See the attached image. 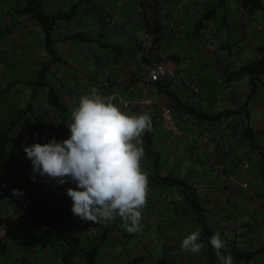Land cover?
<instances>
[{
  "label": "crops",
  "instance_id": "0c3cea01",
  "mask_svg": "<svg viewBox=\"0 0 264 264\" xmlns=\"http://www.w3.org/2000/svg\"><path fill=\"white\" fill-rule=\"evenodd\" d=\"M42 1L50 14L73 13L70 20L57 23L50 35V47L46 45L41 28L29 16L19 13L24 0H0V141L8 142L7 150L13 156L11 164L0 168V226H9L8 238L0 246V264H66V260L74 264H220L208 247L206 230L213 235H224L222 240L240 250L260 251L255 261H233V264H264V180L259 175L264 154V75L255 87L249 76L251 87L243 94L236 93L233 86L240 77L231 75L258 58V50L264 46V11L245 8L242 0H235L233 13L232 0H147L145 6L141 4L145 0H135L128 5L125 0ZM262 2L264 6V0ZM80 7L86 13V20L81 22L75 21ZM218 7L226 9L221 27L214 24L218 19ZM107 17L115 22L111 29L107 26ZM155 19L160 21L161 33L156 42L157 50L150 55L154 60L167 59L178 66L177 82H163L168 88L148 84L136 77V43L147 34L152 35L143 27ZM86 27H91L88 36L83 32ZM114 31L122 37L119 43H115L118 34H113ZM207 34L211 38H207ZM77 41L85 43L80 50ZM208 43L215 47L207 50ZM51 51L56 53V59ZM79 56L80 63L77 62ZM45 66L47 70L42 75ZM213 66L219 68L217 76L222 81L217 89H213L208 74ZM195 70L202 71L203 76L194 79ZM48 76L55 81L47 83ZM194 84L198 93L191 89ZM19 87L28 97L24 108L20 106L24 93ZM41 87H53L65 108L57 112L51 107L45 91L40 93L45 99L34 107L31 102L37 98ZM93 87L103 95L115 94V102L120 107L121 100L149 96L156 102L155 111L149 113L155 124L150 140L153 152L149 160L142 161L147 164L149 195L147 207L142 212L141 230L134 234L123 231L118 219L108 226L94 223L98 225L93 227L97 233L90 235L91 228L73 215L71 203L62 197L75 184L43 188L38 182L32 191L28 165L24 172L13 168L15 158L25 153L23 147H17L19 141L45 144L53 138L57 141L67 139L62 132L71 109L78 105L79 97ZM211 89L215 98L210 94ZM207 96H211L208 99L210 109L218 102L223 103V109L215 113L202 110L201 101ZM246 97H249L247 102ZM175 98L178 103H186L203 114H216L247 103L250 112L247 123L257 132L256 142L252 144L244 138L242 120L204 121L184 113L183 108L176 105ZM45 102L49 108L45 107ZM235 105L238 106L234 108ZM168 107L173 111L181 134L174 136L166 131L168 139L163 154L154 147L155 128L161 125V110ZM24 110L28 112L21 116ZM30 118L37 121L38 132L30 131ZM14 123L16 127L7 135ZM222 123L225 126L220 129ZM207 128L215 132L218 139L219 148L214 154L190 138L193 132ZM235 139L239 146L234 143ZM145 144L144 140L143 147ZM156 153L161 158L159 177L154 176L151 163ZM169 175L196 189L205 209L204 218L197 216L180 187L158 182V178ZM245 182L247 188L242 186ZM252 183L261 191L259 195L242 192L249 191ZM13 189L21 190L24 195L13 196ZM15 199L31 203L44 221L67 223V235L59 237L38 227H25L14 217ZM229 203L233 207L231 213L225 208ZM235 203L241 206V215H237ZM192 231L201 233L200 241L204 244L201 253L196 255L180 252L182 239ZM141 233L148 237L140 236ZM126 237L149 240L145 242L146 247L156 237L162 245L161 260H153L147 248H139L133 255L120 247ZM108 242L113 245L106 247Z\"/></svg>",
  "mask_w": 264,
  "mask_h": 264
},
{
  "label": "clouds",
  "instance_id": "9594fccd",
  "mask_svg": "<svg viewBox=\"0 0 264 264\" xmlns=\"http://www.w3.org/2000/svg\"><path fill=\"white\" fill-rule=\"evenodd\" d=\"M116 99L115 94L103 95L93 87L71 109L67 139L53 138L45 144L24 146L23 151L31 161L33 182L38 174L60 185L75 184L66 190L74 216L104 226L119 219L121 229L134 234L141 230L142 212L147 207L149 178L141 166L143 136L153 131V122L148 112L122 110ZM12 194L24 195L19 189H13ZM0 231L5 233L3 226ZM200 237L199 231L186 235L180 252L201 253L204 244ZM209 242L220 264H233L219 233Z\"/></svg>",
  "mask_w": 264,
  "mask_h": 264
},
{
  "label": "trees",
  "instance_id": "16d2710c",
  "mask_svg": "<svg viewBox=\"0 0 264 264\" xmlns=\"http://www.w3.org/2000/svg\"><path fill=\"white\" fill-rule=\"evenodd\" d=\"M147 0L143 1L141 4L145 6V3ZM242 4L245 8H249L250 10H263L264 6L262 0H242ZM19 13L25 16H29L30 19H32L37 26H39L42 30V32L45 35L46 45L50 47L51 41H50V35L55 26L59 21H68L73 17V13L71 12H61L57 14H50L45 10L44 4L42 0H24L23 7L19 10ZM143 29L147 30V32L151 33L154 36V41H158V37L161 33V24L160 21L154 20L152 23H148L146 27H143ZM138 42V41H137ZM210 44V43H208ZM207 44V45H208ZM206 45V46H207ZM137 47V43H136ZM138 49V47H137ZM52 52V51H51ZM139 52V50H138ZM53 53V52H52ZM258 58L251 62L250 64L241 67L239 70L234 71L231 73L234 77H241V76H250L251 77V84L253 87L257 85V80L260 78V76L264 75V46L260 47L258 50ZM54 58L56 59V53H53ZM47 70V67L45 66L43 71L41 72L42 75H44L45 71ZM42 77V76H41ZM161 86H166L163 82L158 83ZM166 86L165 88H168ZM172 94L168 95L169 97ZM47 100L51 107H53L57 112H60L63 110L64 104L61 102V98L58 95V93L54 90L53 87H50L47 94ZM176 105L179 107H182L184 110V113L191 115V116H197L198 118H201V120H206L208 122H220L225 119H233V120H242L244 125L241 128L242 134L245 139H248L249 142L254 144L257 139V132L253 131L250 124L247 123V119L250 115L248 104L246 103L240 108L232 109V110H224L216 114H203L200 111H197L195 108L191 107L190 105H187L186 103H178L176 98L174 99ZM28 110L23 111V115L27 114ZM16 122V121H15ZM16 127V123H14L11 127V129L7 130V135L11 132L13 128ZM154 127L155 124L153 122V131L151 133H145L143 136V140L146 141V144L144 146L145 149V156L144 159L149 160L150 156L152 155L151 150L152 144H151V138L154 135ZM208 130L212 131L210 128H207ZM204 130V129H200ZM7 144L8 142L0 141V168L4 166H8L13 161V156L8 152L7 150ZM157 156L152 159L151 163L154 168V176L159 177L158 173L160 170L159 164H160V154L156 153ZM154 156V154H153ZM260 177L264 180V154L262 155V160L260 162ZM159 183H163L164 185L168 186H175L180 187L185 194L187 195V198L192 204V207L194 208L195 213L197 216L204 218V207L201 204V200L197 196V191L195 188L189 186L185 181L178 179L176 177H173L171 175L166 177H160L158 178ZM52 222V221H51ZM82 223L89 228L98 227V225H94L91 222L88 221H82ZM103 227V225H100ZM207 235V244L208 247L211 249L212 253L214 251L212 250V246L209 242L210 237L213 235L209 230H206ZM226 242V249L225 251H230L231 255L233 256V261L237 263H250L251 261H255L256 257L258 256L260 251H245L238 249L234 244L231 242ZM1 246V242H0ZM264 249V248H263ZM66 264H74L70 260H66Z\"/></svg>",
  "mask_w": 264,
  "mask_h": 264
},
{
  "label": "built area",
  "instance_id": "2783aa9c",
  "mask_svg": "<svg viewBox=\"0 0 264 264\" xmlns=\"http://www.w3.org/2000/svg\"><path fill=\"white\" fill-rule=\"evenodd\" d=\"M106 23L109 29L115 26V22L112 18L107 17ZM138 55L134 57V62L137 65L136 77L148 84H158L161 82H177L178 80V66L176 63L167 59L154 60L151 57V52L157 50V43L154 41L152 35L147 34L143 39H139L137 42ZM215 45L208 44L207 50L213 49ZM191 89L194 93H198L197 86L191 85ZM156 102L152 96L139 100H121V108L126 112L138 111V112H154ZM159 123L161 126L169 132H172L174 136L181 134L178 129L176 118L171 108H163L159 114ZM224 123L220 125V129L224 128ZM64 137L70 135L67 123L65 124L62 132ZM191 139L197 140L203 145L210 154H214L218 148L219 143L215 132L208 129L197 130L190 136ZM246 168L248 166L246 165ZM40 184L44 188L51 185H58L56 180L48 178L47 176H39ZM71 181L64 183L63 185H69ZM244 188L248 187L247 182L242 183ZM14 217L20 219L25 227H38L43 232L50 233L59 237H65L69 230L67 223L48 222L41 219V216L35 211L29 202H20L18 200L13 201ZM4 231H0V242L4 243L8 238L9 226H3ZM264 228V225H263ZM90 235L96 234L97 231L94 228L89 230Z\"/></svg>",
  "mask_w": 264,
  "mask_h": 264
},
{
  "label": "rangeland",
  "instance_id": "374dc122",
  "mask_svg": "<svg viewBox=\"0 0 264 264\" xmlns=\"http://www.w3.org/2000/svg\"><path fill=\"white\" fill-rule=\"evenodd\" d=\"M125 1H126V4L128 5L130 3H133V1H135V0H125ZM236 4H237V2L235 0H232V2H231V12L232 13L235 11ZM225 12H226V9L225 8H223V7L222 8L221 7H218L217 8L218 19L214 23L216 27H221V25H223V15L225 14ZM85 14L86 13L84 12L83 8L80 7L78 9V11H77V17L75 18V21L81 22V21H83V19L86 20V15ZM118 17H120V15ZM232 26L233 25L231 24L230 27H232ZM83 27H85V26L83 25ZM90 28L91 27H86V28L83 29V32L85 33V35L88 36V35L91 34L90 33ZM113 34L116 35L118 33L116 31H114ZM119 36H120V34H118L117 38L115 39V41H116L115 43H119L120 40H122V37L121 36L119 37ZM207 38H211V36L209 34H207ZM76 45H78V49L80 50L81 48H83L85 46V43H83L81 41H77L76 42ZM93 47H96V45L94 44ZM111 52L112 51L110 50L109 51V54ZM81 61H82V59L79 56L77 62L80 63ZM217 69H219V68L213 66L208 71V74L210 73V81H211V84L213 86V89L214 88L217 89L219 87L218 85L222 83L221 78H219L217 76V74H218V70ZM58 72L60 73L61 70L59 69ZM202 76H203V72L202 71H198V72L196 70L194 71V76H193L194 79L201 78ZM47 79L48 80H46V82L49 83V84L55 81V80H52L49 76H48ZM249 81H250L249 76H244V77H240V78L236 79L233 82V86L235 88L236 93L243 94L246 91V88L247 87H251ZM18 89L20 91H23V93H24L23 104L20 105L21 108H24L26 106L25 105V103H26L25 100L28 97L25 96V90L23 88L19 87ZM48 90H49L48 88H43V87L39 88V95L37 96L36 99L33 100V102H31V103H33V106L34 107H36L40 103V101L42 100V98L45 99L44 95H41V94L43 93V91L48 92ZM211 93L213 94L211 96L215 98L216 94L214 93V91L212 89L210 90V94ZM208 96L201 101L200 106H201L202 110H204L206 112H210V113H215V112H218V111H220V110L223 109V107H222L223 103L222 102H218L215 107H213L212 109H210L211 106H209L208 99L211 96L210 97H208ZM248 99H249V97L248 98L246 97L245 98V102H247ZM44 105H45L46 108H49V106H48V104L46 102H45ZM196 106H198V104H196ZM237 106L238 105H235L234 108H236ZM28 122L32 126V128L30 129V131L32 133H35V132H38L39 131V127H38L37 121H35L32 118H30L28 120ZM155 132H156L155 133L156 135H155V139H154V147H155L156 150H158V151H160V152H162L164 154V151H166L165 147H166V141L168 139V136H167L168 132H166V130L161 125H159V124L156 125ZM239 138H241V136ZM35 143H27V142L25 143V141L21 140L17 144V147H19L20 149H22V147L26 146V144L28 146H31L32 144H35ZM234 143H236V145L238 144V146H239V141L237 139L234 140ZM40 144H42V143H40ZM27 165L29 167V170H30V173L29 174H30L31 179H32V165H31V161L26 158V153H24L23 155H20L17 158H15V163L13 165V168H20L19 171L20 172H24V171H26V166ZM141 166H142L143 170L145 171V169L147 168L146 162L143 163ZM38 182L40 183L39 175L37 174L36 175L35 182H33V179H32V184H31V190L32 191H34L36 189V187L38 185ZM242 192H244V193L247 192V194H248V192H252V193H254L256 195H259V192H261V191H259L257 189V187H256V185L254 183H252L251 186H250L249 191L242 190ZM62 197L65 198L64 200H66V202L67 201L70 202L71 203V206H72L71 198L68 197L67 192H64V195H62ZM235 204H237V203H235ZM237 206H238V204H237ZM225 208L227 209V211L229 213H231V211L233 210L232 204H230V203L227 204L225 206ZM240 208H241V206L239 205L238 206V210H237V215H241ZM140 236H146V237H148V234L145 235L144 233H141ZM223 236L224 235H220V238H223ZM145 242H150V241L149 240H144V239H139V238H131V237L128 238V237H126V238L123 239V244H120L119 246L120 247H123V248H125L127 250H130L133 255H134V253H136V251L139 248H141L142 250H144V248H147V251H151V255L153 256L152 257L153 260H154V258L155 259L157 258V260L160 261L161 258H162V256H161V254H162V245H161V242L156 237H153V240L151 241V245L148 246V247L144 246L145 245ZM112 245H113L112 242H108L106 244V247H111ZM163 261L164 262H168L167 259H163Z\"/></svg>",
  "mask_w": 264,
  "mask_h": 264
}]
</instances>
